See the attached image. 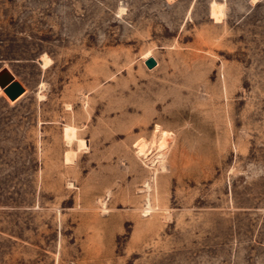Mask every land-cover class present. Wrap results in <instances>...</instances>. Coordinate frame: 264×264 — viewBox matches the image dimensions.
<instances>
[{"label":"rangeland","instance_id":"obj_1","mask_svg":"<svg viewBox=\"0 0 264 264\" xmlns=\"http://www.w3.org/2000/svg\"><path fill=\"white\" fill-rule=\"evenodd\" d=\"M3 70L0 264H264V0H0Z\"/></svg>","mask_w":264,"mask_h":264},{"label":"water","instance_id":"obj_2","mask_svg":"<svg viewBox=\"0 0 264 264\" xmlns=\"http://www.w3.org/2000/svg\"><path fill=\"white\" fill-rule=\"evenodd\" d=\"M152 65L153 63L151 62L149 66ZM1 73L2 78L0 79V87H2L8 95H10L9 91L12 92L10 95L11 99L15 98L22 92V87L15 80H13L5 70H3Z\"/></svg>","mask_w":264,"mask_h":264},{"label":"bare ground","instance_id":"obj_3","mask_svg":"<svg viewBox=\"0 0 264 264\" xmlns=\"http://www.w3.org/2000/svg\"><path fill=\"white\" fill-rule=\"evenodd\" d=\"M153 56V55H152ZM147 57H149V54H148V52H147V54L145 53V55H144V60H145V58L147 59ZM150 62V61H149ZM157 62V61H156ZM144 148V147H143ZM143 148L140 150V152H144V154H145V151L143 150ZM142 152V153H143ZM160 156V155H159ZM159 156H157V158L159 157ZM163 157V158H162ZM156 158V159H157ZM159 158H161V159H159V160H163L164 159V156H161V157H159Z\"/></svg>","mask_w":264,"mask_h":264}]
</instances>
